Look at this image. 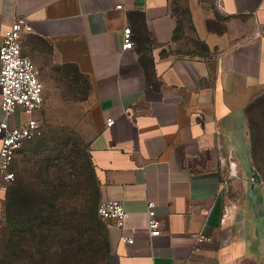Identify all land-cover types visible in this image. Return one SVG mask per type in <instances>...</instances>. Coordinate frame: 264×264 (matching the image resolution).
I'll return each instance as SVG.
<instances>
[{
    "label": "crops",
    "instance_id": "crops-1",
    "mask_svg": "<svg viewBox=\"0 0 264 264\" xmlns=\"http://www.w3.org/2000/svg\"><path fill=\"white\" fill-rule=\"evenodd\" d=\"M214 2L221 41L209 29ZM17 18L33 29L23 55L44 103L17 108L10 128L42 125L58 83L88 85L100 202L128 213L122 228L105 227L103 264H264V0H0V46ZM128 27L134 47L123 50ZM198 40L223 46L198 53ZM10 199L0 175V223Z\"/></svg>",
    "mask_w": 264,
    "mask_h": 264
},
{
    "label": "rangeland",
    "instance_id": "rangeland-1",
    "mask_svg": "<svg viewBox=\"0 0 264 264\" xmlns=\"http://www.w3.org/2000/svg\"><path fill=\"white\" fill-rule=\"evenodd\" d=\"M212 9L209 29L221 41L226 19L215 2ZM196 44L198 53L212 56L223 46ZM76 83V91L58 83L41 136L26 142L13 164L11 205L0 223V264H103L105 229L97 215V176L88 154V85Z\"/></svg>",
    "mask_w": 264,
    "mask_h": 264
},
{
    "label": "built area",
    "instance_id": "built-area-1",
    "mask_svg": "<svg viewBox=\"0 0 264 264\" xmlns=\"http://www.w3.org/2000/svg\"><path fill=\"white\" fill-rule=\"evenodd\" d=\"M121 8V7H119ZM33 32L26 19L17 18L11 29L8 30L0 46V88L2 93V110L5 119L0 123V175L6 183L11 185L16 175L12 170L19 151L24 144L36 139L42 134L39 122L32 120L26 126L10 128L8 118L22 108L26 115H32L42 109L44 98V85L40 80V73L33 62L23 55L22 42L26 34ZM133 32L131 28L124 30L123 50L133 49ZM114 124L112 119L107 121V126ZM236 176V165L230 163V177ZM98 217L107 225L122 228L128 213L124 205L118 201L100 202L97 210ZM148 228L151 237L161 235L159 219L155 212V203H148ZM227 213H225V217ZM125 243H133L132 239H123Z\"/></svg>",
    "mask_w": 264,
    "mask_h": 264
},
{
    "label": "trees",
    "instance_id": "trees-1",
    "mask_svg": "<svg viewBox=\"0 0 264 264\" xmlns=\"http://www.w3.org/2000/svg\"><path fill=\"white\" fill-rule=\"evenodd\" d=\"M90 162V161H89ZM90 165H91V163H90ZM92 167V166H91ZM15 181H16V179H15ZM14 181V182H15ZM13 182V183H14ZM12 183V184H13ZM12 184H11V199H10V201H9V205L7 206V210H6V213H7V211H8V209H9V207H10V205H11V200H12ZM98 215V214H97ZM100 219V218H99ZM101 220V219H100ZM102 221V220H101ZM102 223H103V226H104V229H105V227H106V224L102 221Z\"/></svg>",
    "mask_w": 264,
    "mask_h": 264
}]
</instances>
